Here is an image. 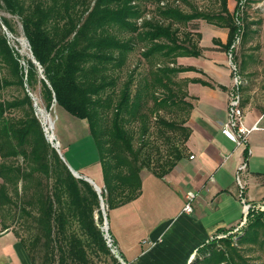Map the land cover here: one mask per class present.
Segmentation results:
<instances>
[{"label": "trees", "instance_id": "trees-1", "mask_svg": "<svg viewBox=\"0 0 264 264\" xmlns=\"http://www.w3.org/2000/svg\"><path fill=\"white\" fill-rule=\"evenodd\" d=\"M210 1L216 2L218 7L210 11L192 8L187 12L164 0H0V10L20 18L36 59V62L33 58L27 59L26 69L19 53L9 45L0 29V64L8 66L13 76V79L0 76V89L14 83L24 88L22 97L0 100V209L15 200L10 186L15 188L22 212L29 215L31 208H35L29 206L37 207L39 233L35 241L43 239L42 264H96L80 236L71 234L67 240L65 238V215L61 207L63 186L68 194L70 213L87 235L88 244L100 252H110V248L95 218L99 196L88 180L76 178L66 166V174L57 175L55 179L54 192L43 190L42 181L36 175L49 177L51 158L59 159V155L45 136L26 85L34 88L40 83L47 109L56 103L72 115L87 120L102 167V196L109 209L135 199L141 193L142 169L152 166V159L145 150L149 132L145 107L150 97L159 105L186 108V117L181 122L159 118V123L171 130H182L184 149L187 148L190 128L185 123L192 104L186 99L188 92L182 85L186 86L188 79L176 81L175 75L188 67L178 65L177 57L199 55L200 50L195 48L192 38L186 34L180 36V25L202 18L228 27L226 49L249 27L250 22L242 15L247 0H237L233 12L228 0ZM153 4L156 11L149 15ZM1 19L14 31L10 19L4 15ZM140 43L146 59L160 54L169 63L157 66L150 77L136 83L131 72L116 91L118 76L113 70L122 68ZM159 87L166 94L158 97L156 89ZM15 109H21L22 115L14 116ZM134 122L140 123L139 145H135L133 130L128 127ZM175 151L174 160L168 162L169 169L185 156L181 148L176 147ZM152 172L162 177L168 171L152 169ZM33 184L36 185L33 197L23 198L21 191ZM119 194L122 197H117ZM248 218L250 223L244 232L235 236L240 247L235 244V237L215 236L197 249L189 264H250L241 252L242 244L264 242L260 239V235H264V210L251 208ZM21 241L35 263L28 245Z\"/></svg>", "mask_w": 264, "mask_h": 264}, {"label": "crops", "instance_id": "crops-1", "mask_svg": "<svg viewBox=\"0 0 264 264\" xmlns=\"http://www.w3.org/2000/svg\"><path fill=\"white\" fill-rule=\"evenodd\" d=\"M247 2L242 15L249 27L229 49L224 46L228 27L194 19L190 30L200 54L177 57L178 65L188 67L177 78L188 79L186 99L192 104L185 123L190 128L186 155L162 177L142 170L140 195L109 211V231L129 264H189L204 242L234 232L244 215L237 182L242 163L245 203L264 207V0ZM236 4L237 0H228L231 12ZM234 90L241 96L245 126L259 125L243 145L221 130ZM100 170L82 166L75 171L100 182ZM189 191L195 193L194 210L186 213ZM0 264H35L10 228L0 232Z\"/></svg>", "mask_w": 264, "mask_h": 264}, {"label": "rangeland", "instance_id": "rangeland-1", "mask_svg": "<svg viewBox=\"0 0 264 264\" xmlns=\"http://www.w3.org/2000/svg\"><path fill=\"white\" fill-rule=\"evenodd\" d=\"M164 1L170 3L171 5H177L182 10L187 12H190L192 8L210 11L218 7V4L216 2H211L210 0ZM248 6L249 4H247V8ZM155 8L156 4H153L151 5V7H149V15L154 14V12L156 11ZM3 15L11 20L14 26V31L10 30L2 22L1 16ZM245 20L247 21L246 16ZM194 25L195 20H192L185 24H181L180 36L185 37L186 34L188 38H193L194 36L191 35L192 31L190 29ZM0 29L2 30L3 35L6 37L9 45L19 53L21 64L27 69V59L32 58V52L29 41L25 36L20 18L17 15H13L5 10H0ZM126 35H128V33H126ZM24 40L27 42V46H25V44L23 43ZM143 53V45L141 43L137 44L135 49L129 54L127 63L122 68L113 70L114 75L118 76V85L115 88L116 91H119L121 89L124 81H126L131 72L134 73L136 83L137 81H141L144 77H150L151 71L157 66L169 63V61L167 59H164V57H162L160 54H156L154 57L146 59L143 56ZM0 76L13 79V76H11L10 68L4 65L3 63L0 64ZM175 78L176 81H178L177 74L175 75ZM182 86L185 88L184 85ZM26 89L29 91V93L34 99L35 114L42 123L47 140L51 143L52 146L53 143L59 144L58 148L64 157L63 159L60 156V152L57 150V147L53 146L59 155V159H56L54 157L51 158V175L49 177H46L43 174L36 175L42 181L43 190L48 191L49 193L54 192V190L56 189L55 179L57 175L64 176L66 174V166H68L71 172L72 169L81 170L82 166H89L95 171L98 170L100 167L102 170L101 165H99L98 163V151L95 146L93 137L92 135H90L87 120L80 119L72 115L56 103H54L50 109H47L42 99L41 85L39 82L34 88H30L28 85H26ZM156 93L158 97L166 94V92L161 87L156 89ZM23 95L24 88L16 83L0 89V100H11L16 97H22ZM181 95L182 92L179 93V96ZM42 109L50 113L55 121V127L53 129V132L55 133V140L49 139L50 136L47 132V127L44 121ZM145 111L148 114L147 120L149 124V132L147 133L145 138L147 141L145 150L152 159V166L151 168L144 167L142 170L146 172H152V169H157L159 171L167 170V173H169L173 168L169 169L168 162L174 160V152H176L175 148H181L182 150H184V153L186 155L187 150L184 149L183 144L185 134L182 130L175 131L163 126L161 123H159V118H164L169 121L174 120L176 122H181L186 117V108L179 107L173 104L159 105L156 104L155 100L150 97L148 100V104L145 107ZM12 114L16 117H19L22 115V110L15 109ZM128 127L133 130L135 136V145H139L141 142L139 132L140 123L134 122L129 124ZM81 172L85 171L83 170ZM99 173L101 174V172ZM78 174H80L81 177H78L74 174L73 175L76 178L85 179V175H82L79 172ZM1 182L2 179L0 177V183ZM97 184L100 187L101 192L98 193V191L94 188L100 200L99 206L95 210V218L99 222L104 236V232H106L105 229L110 230L109 226L111 227V217H109L110 209L108 203L105 202L102 196L104 180L102 179L100 182H97ZM35 187L36 185L33 184L30 185L27 190L21 191L23 198H32L33 192L35 191ZM9 189L15 200L11 205H6L0 209V232L6 230L5 226H9V228L12 229L16 233V235L26 243V245H28L31 251L30 253H32L35 258V264H42L43 257L45 254L43 239L40 238L39 241H35V237L39 233L36 221V217L38 216L37 207L35 205L29 206L35 207L31 208L29 215L22 212L19 206V200L18 198H16L17 196L15 193V188L13 186H10ZM117 197H122V194H119ZM61 198V207L64 209L65 215L66 240L71 234H76L80 236L86 244L89 257L96 264H117V262L122 263V261L120 260L121 254L119 252H114L111 250V248L109 250L110 252L96 251L91 245L88 244L87 235L80 228L77 218L74 217L72 213H70V206L68 204L69 198L64 186L61 189ZM116 200L119 199L117 198ZM257 209L264 210V208L262 207H258ZM249 223L250 219L248 218L246 225L241 226L239 230H235L234 232L228 234V236L235 237L237 234H242ZM237 239L238 238L236 237L234 238L235 244L240 247L241 245L239 246ZM260 239L262 241L264 239V235H260ZM241 252L242 254L248 257L247 259L250 264H264V242L260 244H242Z\"/></svg>", "mask_w": 264, "mask_h": 264}, {"label": "built area", "instance_id": "built-area-1", "mask_svg": "<svg viewBox=\"0 0 264 264\" xmlns=\"http://www.w3.org/2000/svg\"><path fill=\"white\" fill-rule=\"evenodd\" d=\"M232 56V55H231ZM235 83L238 85L240 83V78L238 75L235 77ZM243 109L241 108V96L238 92V90H234L229 97V106H228V112H227V117L225 121L222 123L221 130L222 132L232 141H234L237 145H243L246 142V139L249 135V133L258 128L259 125L258 123H255L251 127L245 126L243 123ZM59 144H57L58 146ZM246 167V163H242L238 167V173H237V182L239 183L241 187V198L244 201V215L243 219L239 225V227L236 230H239L241 226L246 225L247 220H248V213L249 210L251 209L250 205L245 203L246 199L243 196V189H244V181L240 177V171L243 170ZM195 198V193L193 191H189L186 196V202L183 207V212L186 213H191L194 210L193 207V201ZM264 208V207H262ZM106 232H104V236L107 242V245L109 248H111L112 251L114 252H119L117 245L110 233V231L105 229ZM120 260L122 261V264H129L126 260L120 256Z\"/></svg>", "mask_w": 264, "mask_h": 264}, {"label": "bare ground", "instance_id": "bare-ground-1", "mask_svg": "<svg viewBox=\"0 0 264 264\" xmlns=\"http://www.w3.org/2000/svg\"><path fill=\"white\" fill-rule=\"evenodd\" d=\"M23 43L25 44V46H27V42L25 40L23 41ZM42 113H43L44 121H45V124L47 127V132H48L50 138L55 140V133L53 132V129L55 127V121H54V119L50 113L46 112L43 109H42ZM95 183L97 184V182H95Z\"/></svg>", "mask_w": 264, "mask_h": 264}, {"label": "water", "instance_id": "water-1", "mask_svg": "<svg viewBox=\"0 0 264 264\" xmlns=\"http://www.w3.org/2000/svg\"><path fill=\"white\" fill-rule=\"evenodd\" d=\"M32 58H33V60L36 62V59L34 58L33 55H32ZM49 139L52 140L51 138H49ZM51 142H52V141H51ZM53 146L57 147V150L60 152V150H59V148H58V146H57L56 143H53ZM60 156L64 159V157H63V155H62L61 152H60ZM72 172H73L74 175H76V176H78V177H81V175L78 174L75 170L72 169ZM85 179L88 180V181L94 186V188L98 191V193L101 192L100 187H99V186H98V185H97V184H96L91 178L85 177Z\"/></svg>", "mask_w": 264, "mask_h": 264}]
</instances>
